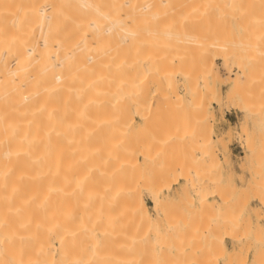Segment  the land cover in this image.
Returning a JSON list of instances; mask_svg holds the SVG:
<instances>
[{
  "label": "bare ground",
  "instance_id": "obj_1",
  "mask_svg": "<svg viewBox=\"0 0 264 264\" xmlns=\"http://www.w3.org/2000/svg\"><path fill=\"white\" fill-rule=\"evenodd\" d=\"M158 7L172 28L149 27ZM209 8L222 20L245 18V37L236 40L225 21L207 17ZM191 26L194 31L185 30ZM158 32L195 52V62L184 66L177 57L171 67L162 57L138 56L145 34ZM257 51L264 53V0H0V264H135L118 259L117 249L129 254L146 241L163 202L153 195L152 212L125 176L134 158L122 136L133 111L143 120L147 106L159 112L163 103L179 115L205 114L219 79L214 55L238 57L239 71L228 82L239 93L254 75ZM175 73L185 79L184 92L170 89ZM147 86L161 103H140ZM169 134L164 142L177 137ZM187 134L193 138L192 129ZM187 161L173 180L193 189L187 196L224 197L197 188L198 158ZM126 213L142 231L123 228ZM218 229H210L217 256L228 251L226 239L237 238L232 229ZM228 255L229 263L245 260L239 251Z\"/></svg>",
  "mask_w": 264,
  "mask_h": 264
},
{
  "label": "rangeland",
  "instance_id": "obj_2",
  "mask_svg": "<svg viewBox=\"0 0 264 264\" xmlns=\"http://www.w3.org/2000/svg\"><path fill=\"white\" fill-rule=\"evenodd\" d=\"M241 1L245 4L248 0ZM162 15L158 7L155 18L149 20V27L156 30L172 28L165 24ZM206 15L209 18L213 16L211 20L219 23L225 21L227 31L236 40L245 37L244 28L248 25L245 18L222 20L213 8L207 9ZM187 28L185 30L194 31L193 26ZM118 41L129 42L127 38L119 37ZM139 43L136 49L138 56H159L171 67L177 64V57L184 66L195 62V52L183 51L178 39L163 33H147L144 41ZM214 57L219 79L215 82L214 92L208 96L207 115H179V112H173L175 110L169 111L170 107L164 108L163 103L158 105L159 112L148 108L149 99L154 101V106L158 100L148 86L140 98V103L142 100L147 106V117L142 120L133 111V124L122 136V140L130 145L134 158L125 176L136 182L137 196L145 201L152 212L153 195H160L163 215H160L159 222L153 224H159V228L156 226L159 235L155 234L152 238L157 228L153 229L151 225L144 229L147 234L151 231V236L148 234L143 244H136L131 253L127 254V249H117L121 261L132 260L135 264H235L227 262L228 254L239 251L241 256H245L240 264H264V256L260 252L261 249L264 252V53L257 51L254 54L251 67L253 78L239 93L230 91L228 82L229 77L239 71L238 57L234 56L228 61H222L216 55ZM165 60L163 62L166 64ZM143 69L140 64L135 75ZM173 78L174 84L170 89L184 92L185 79L182 74L175 73ZM197 83L202 84L200 78H197ZM187 129H192L193 138H189ZM173 131L177 137L164 142V135L166 137L169 132L174 134ZM250 138L251 146L247 143ZM190 153L198 158L196 166L202 180V187L198 183L200 179L195 186L205 192L216 189L224 197L212 196L198 201L195 197L187 196V192L193 194V189H184L182 178L173 181L180 172L189 168L187 160L192 156ZM215 157L220 159L217 165L214 163ZM249 167L257 171L255 179H252L253 170ZM160 184L163 186L156 192ZM122 219L124 229L143 230L141 225H136L133 215L126 213ZM210 229H215L214 233H217V229L220 233L231 229L236 232L235 242L229 238L225 240L227 252L219 250L222 254L217 256L218 250L212 247L210 241L213 238L211 235H214ZM152 249L155 251L151 253ZM256 252L259 253L257 256ZM254 256L260 261L256 262Z\"/></svg>",
  "mask_w": 264,
  "mask_h": 264
}]
</instances>
